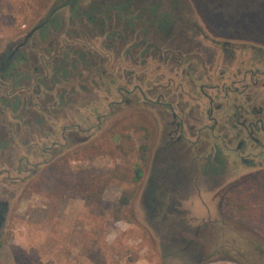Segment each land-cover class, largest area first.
<instances>
[{"label": "rangeland", "instance_id": "rangeland-1", "mask_svg": "<svg viewBox=\"0 0 264 264\" xmlns=\"http://www.w3.org/2000/svg\"><path fill=\"white\" fill-rule=\"evenodd\" d=\"M58 1L0 0V57L60 5L51 16L57 23L35 32L21 47L15 70L20 81L0 74V201L11 202L0 236V264H264V191L256 188L263 178L228 170L221 178L226 185L216 191L201 175V165L185 153L180 164L188 174L175 194L185 214L174 215L184 242L167 245L162 237L168 228L155 229L144 207L145 184L134 182L135 165L146 155L144 137L138 141L135 131L133 141L113 138L118 130L131 134L133 125L139 127L134 108L114 113L113 123L128 118L109 135L96 128L82 132L92 139L76 149L69 137L60 139L65 158L60 165L43 164L51 159L43 150L57 141L53 134H61L63 126L76 133L75 124L90 128L96 115L109 113V103L120 99L122 76L154 77L151 70L159 60L143 54L164 38L150 29L151 2L162 0H135L124 9L128 0H83L74 8ZM189 3L195 21L211 37L242 50H264L259 40L224 35L195 0ZM199 43L211 47L192 35L183 46ZM168 45L163 43L164 52ZM149 162L143 166L146 179ZM246 191L260 197L255 215L244 204ZM249 201L256 203L257 197Z\"/></svg>", "mask_w": 264, "mask_h": 264}, {"label": "flooded vegetation", "instance_id": "flooded-vegetation-1", "mask_svg": "<svg viewBox=\"0 0 264 264\" xmlns=\"http://www.w3.org/2000/svg\"><path fill=\"white\" fill-rule=\"evenodd\" d=\"M81 1L58 2L74 8ZM131 2L134 4L135 0L123 3L122 9ZM190 6L189 0L151 2L154 13L150 17V29L164 37L160 44L150 46L143 54L159 60V66L151 70L154 77L144 81L145 78L137 73L130 78L122 76L118 88L120 99L109 103V113L96 115L97 124L90 128L75 124L76 133L69 134L70 126H63L61 134H53L57 141L53 140L51 146L43 150L44 155L51 157L43 164L60 165L65 158L60 139L67 141L69 137L76 149L92 139V135L82 136V132L96 128L109 135L110 130L128 118L122 116L113 123L114 113L121 115L134 108L132 114H136L133 117L139 120V127L133 125L131 134L118 130L113 138L133 141L135 131H138L137 139L144 137L146 143L142 148L146 150L145 163L150 160V169L143 204L155 229L163 232L168 228V234L162 238L172 248L184 242L182 232L175 231L174 224V215L185 214L175 199L179 184H183L188 174L186 167L180 164L182 153L191 155L195 165H201V175L215 185L216 191L226 185L221 183V178L228 170L237 174L257 172L264 179V50L255 46L242 50L230 42L211 37L197 24ZM166 7L169 8L167 13L162 14L161 10ZM59 8L60 5L56 6L39 23L36 33L45 31L48 24L57 23L51 16ZM35 32L28 33L15 50L19 51ZM130 34L127 36H133ZM190 35L202 38L211 47L204 48L199 43L198 47L186 48L183 44L189 42ZM165 42L169 45L164 47V52ZM123 54L126 53L121 52L125 58ZM140 148L139 145L138 152ZM146 173L143 171L142 178ZM14 180L27 182V178ZM10 209L11 202L0 201V218L4 219L0 233Z\"/></svg>", "mask_w": 264, "mask_h": 264}, {"label": "trees", "instance_id": "trees-1", "mask_svg": "<svg viewBox=\"0 0 264 264\" xmlns=\"http://www.w3.org/2000/svg\"><path fill=\"white\" fill-rule=\"evenodd\" d=\"M195 2L206 20L208 22L213 21L216 29L224 35L230 38L253 39L264 42V0H195ZM22 56L20 50H11L0 57V74L4 80L20 81L15 70L17 62ZM145 157L146 155L142 156L141 164L135 165L134 182L137 184L143 177ZM256 188L257 191H264V179L259 182ZM246 194L247 196L243 199L244 204L251 206L250 212L253 211L255 215L256 210L253 207L254 204L256 206L261 204L260 197L251 191H246ZM256 197V203L249 201Z\"/></svg>", "mask_w": 264, "mask_h": 264}, {"label": "water", "instance_id": "water-1", "mask_svg": "<svg viewBox=\"0 0 264 264\" xmlns=\"http://www.w3.org/2000/svg\"><path fill=\"white\" fill-rule=\"evenodd\" d=\"M37 29H38V26L35 27V28L29 33V35H32ZM3 224H4V219H3V218H0V230L2 229ZM0 236H1V233H0Z\"/></svg>", "mask_w": 264, "mask_h": 264}, {"label": "crops", "instance_id": "crops-1", "mask_svg": "<svg viewBox=\"0 0 264 264\" xmlns=\"http://www.w3.org/2000/svg\"><path fill=\"white\" fill-rule=\"evenodd\" d=\"M142 182L146 185V182H147L146 176H145L144 178L141 179V181H140L139 184H141ZM142 185H143V184H142ZM144 189H145V188H144ZM143 191H144V190H143ZM142 197H143V193H142Z\"/></svg>", "mask_w": 264, "mask_h": 264}]
</instances>
